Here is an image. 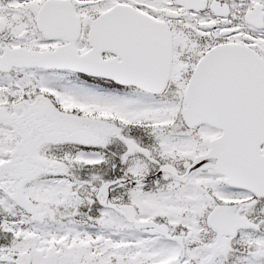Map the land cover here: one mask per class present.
Instances as JSON below:
<instances>
[{"label": "snow or ice", "instance_id": "obj_1", "mask_svg": "<svg viewBox=\"0 0 264 264\" xmlns=\"http://www.w3.org/2000/svg\"><path fill=\"white\" fill-rule=\"evenodd\" d=\"M0 264H264V0H0Z\"/></svg>", "mask_w": 264, "mask_h": 264}]
</instances>
